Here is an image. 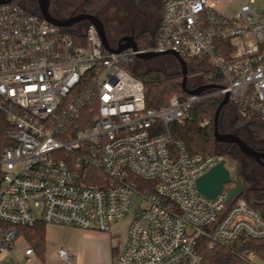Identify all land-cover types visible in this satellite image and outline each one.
Wrapping results in <instances>:
<instances>
[{
	"label": "built area",
	"instance_id": "obj_1",
	"mask_svg": "<svg viewBox=\"0 0 264 264\" xmlns=\"http://www.w3.org/2000/svg\"><path fill=\"white\" fill-rule=\"evenodd\" d=\"M220 3L162 0L156 43L120 52L93 23L82 43L17 2L0 4V116L10 125L0 153V253L38 220L107 231L134 208L116 264H202V241L233 252L229 264H256L249 241L264 238L263 215L242 196L227 203L226 189L202 194L197 178L223 156L190 153L170 129L195 103L226 93L264 121V9L257 0L235 12ZM148 51L205 58L207 84L220 87L148 107L144 82L128 69ZM25 254L31 261L33 242ZM56 256L69 259L63 248Z\"/></svg>",
	"mask_w": 264,
	"mask_h": 264
},
{
	"label": "trees",
	"instance_id": "obj_2",
	"mask_svg": "<svg viewBox=\"0 0 264 264\" xmlns=\"http://www.w3.org/2000/svg\"><path fill=\"white\" fill-rule=\"evenodd\" d=\"M13 1L15 2V0ZM110 1L112 0H83L81 9L82 12L99 16L100 12ZM36 6L34 11H30L42 15L38 5ZM66 30L76 41L85 42V32L69 28ZM157 37L158 30H145L143 33L136 35V41L139 48H149L156 43ZM226 50H231V46H227ZM186 61L188 66V81L193 76L197 81V85H204L210 82L208 78L210 65L207 59L196 57L188 58ZM128 69L144 82L148 107L158 108L167 105L175 95L180 97L188 96V93L182 87V71L167 73L156 68L140 70L133 68L132 64L128 65ZM216 84L220 85V80H217ZM214 90H206L205 93ZM220 101L221 99L217 96H209L195 103L192 109V117L183 123H172L170 125L171 133L174 140L183 142L192 154H219L222 156L223 154H229L239 161V154L237 152L235 153L227 149L223 151L218 150V143L214 136V115ZM232 111L234 113V119L228 129L239 130L241 127L246 126L254 138L264 140V121L256 115L244 112L235 103H233ZM207 119L210 120V123L203 125L202 123ZM9 127L10 125L7 123L5 117L1 115L0 153L3 147L9 143L6 136V131ZM237 167L239 169V177L243 182L242 191L238 195L244 197L248 204L257 209L264 217V183L257 186L247 184L251 180L244 175L242 162L239 161ZM19 232L24 233L28 240L34 243V247L38 251L41 252L44 249L46 242L44 222H38L30 227H19ZM249 249L250 252L264 256V238L249 241ZM201 252L204 256L202 264H229L236 258L235 254L226 247L219 246L210 249L203 241Z\"/></svg>",
	"mask_w": 264,
	"mask_h": 264
},
{
	"label": "rangeland",
	"instance_id": "obj_3",
	"mask_svg": "<svg viewBox=\"0 0 264 264\" xmlns=\"http://www.w3.org/2000/svg\"><path fill=\"white\" fill-rule=\"evenodd\" d=\"M50 12L57 17L68 18L72 15L82 12L81 3L83 0H49ZM162 0H112L110 1L104 9L100 12V18L105 25L106 34L108 41L112 47H117L119 39L129 33L132 29L135 31L134 35L143 33L145 30L157 31V24L161 18ZM259 3V11L264 9V0H257ZM18 4L27 10L34 11L38 5L37 0H15ZM249 2V0H221L219 8L229 12H235L243 4ZM139 10H142L138 13ZM138 14V16H137ZM89 21L83 19L77 23L67 27L69 29L79 30L85 32L88 28ZM133 68L140 70H148L152 68L163 70L167 73H173L177 71H182L181 65L177 58L173 54H163L150 59H140L135 56L132 63ZM197 85L196 79L191 76L188 81V86L193 88ZM220 99L222 98L219 97ZM229 105L225 106L220 115V131L226 132L227 127L232 125L234 119V113L232 111L233 103L229 102ZM240 137L245 140L248 144L254 146L264 147V140L256 139L252 136L249 129L244 126L239 130ZM230 148L233 152L236 149L234 144L219 143L218 150L223 151ZM236 153V152H235ZM238 153V152H237ZM223 159H225V165L230 170L232 177L236 176L238 160L229 154H223ZM243 173L251 181L247 184L257 186L264 183V168L259 166L256 161L242 162ZM2 166L0 164V170ZM133 210H131L126 216L119 219V231L115 235V240H123L128 230V225L132 219ZM118 221V220H117ZM66 226H57L53 224L47 225V247L53 245V250H56L58 244H63L65 240L64 230ZM22 244L20 246L26 245L22 239ZM250 258L256 264H264V256L258 253L250 252ZM17 261L25 264L26 257L24 252L21 250L16 256ZM43 264L42 262L34 261L33 264ZM45 264H62L61 260L51 259L47 257Z\"/></svg>",
	"mask_w": 264,
	"mask_h": 264
},
{
	"label": "water",
	"instance_id": "obj_4",
	"mask_svg": "<svg viewBox=\"0 0 264 264\" xmlns=\"http://www.w3.org/2000/svg\"><path fill=\"white\" fill-rule=\"evenodd\" d=\"M13 0H0L1 3L11 2ZM39 10L42 16L49 20L50 22L63 27H69L78 21L86 19L89 23L96 25L104 46L115 52H120L127 48H133L138 50V44L134 35V31L121 37L119 39L117 47H112L108 41L106 34L105 25L102 22L101 18L98 15L88 14L81 12L75 15H72L68 18H61L54 16L49 9V0H37ZM163 54H173L179 61L182 68V87L188 94H200L205 90L219 88L220 85L210 83L204 84L197 87L188 86V66L187 61L179 53L168 51L165 53L148 51V52H138L136 54L140 59H150ZM229 103V95L226 93L221 99L217 110L214 115V136L217 142L225 143H235L239 147L240 151L245 155L253 158L261 166L264 167V152L256 150L245 140H243L238 132H221L220 131V115L223 108ZM198 190L207 197L215 198L218 194L223 192L224 189L227 190L226 202H231L232 198L238 195L243 188V182L238 174L235 177H232L230 170L225 165V159H222L219 163L211 167L208 171L200 175L196 180Z\"/></svg>",
	"mask_w": 264,
	"mask_h": 264
},
{
	"label": "crops",
	"instance_id": "obj_5",
	"mask_svg": "<svg viewBox=\"0 0 264 264\" xmlns=\"http://www.w3.org/2000/svg\"><path fill=\"white\" fill-rule=\"evenodd\" d=\"M159 9H162V1ZM159 23L156 26L157 28ZM119 219L120 218L116 219L112 223L110 229L107 231H103L98 228H80L72 225L45 223L46 242L45 247L41 252L35 248V254L31 256V261H27L25 249L27 248L30 241L24 233H20L11 252L0 253V264H23L17 261L16 258L21 250L24 252L26 257V261H24L25 264H33L34 261H40L45 264L47 257L61 260L62 264H116L117 257L124 250L128 239L127 230L123 240H115L114 234H117L119 231ZM38 222L43 221L38 220L37 223ZM48 224L66 226V229L64 230L65 240L63 244H58V246L55 247L57 248L56 250L52 249L53 245H50L49 248L47 247ZM22 239L25 242H28L24 246V250L23 246H20L23 243ZM60 248H63L67 251L69 255L68 260L56 256V253Z\"/></svg>",
	"mask_w": 264,
	"mask_h": 264
},
{
	"label": "flooded vegetation",
	"instance_id": "obj_6",
	"mask_svg": "<svg viewBox=\"0 0 264 264\" xmlns=\"http://www.w3.org/2000/svg\"><path fill=\"white\" fill-rule=\"evenodd\" d=\"M142 10H139L138 11V13L139 12H141ZM137 16H138V14H137ZM132 31H134L133 29H132ZM131 31V32H132ZM135 32V31H134ZM231 126V125H230ZM226 132H238L239 133V131L238 130H234V129H228V127H227V130H226ZM225 133V132H224ZM240 135V134H239ZM218 144L219 143H225V142H217ZM226 144H234L235 145V147H236V149L237 150H235L234 152H238V154H239V161L240 162H246L248 159L250 160V161H255L253 158H251V157H249V156H245L241 151H240V149H239V147L237 146V144H235V143H226ZM252 147H254L256 150H258V151H262V152H264V147H259V146H254V145H252V144H250ZM227 150H230V148H228ZM233 151V150H232ZM259 166H261L258 162H256ZM263 167V166H262ZM264 168V167H263ZM239 169H238V167H237V173L236 174H238L239 175V171H238Z\"/></svg>",
	"mask_w": 264,
	"mask_h": 264
}]
</instances>
